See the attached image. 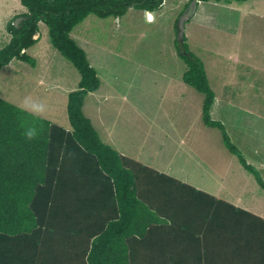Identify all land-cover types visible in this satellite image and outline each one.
<instances>
[{
  "label": "trees",
  "instance_id": "1",
  "mask_svg": "<svg viewBox=\"0 0 264 264\" xmlns=\"http://www.w3.org/2000/svg\"><path fill=\"white\" fill-rule=\"evenodd\" d=\"M19 1L26 12L17 26L7 24L0 70L12 59L32 62L26 50L39 40L41 22L80 79L66 97L68 127L0 98V264H178L180 256L179 264H264L263 217L122 155L83 113L100 79L71 31L90 14L154 11L165 0ZM185 1L184 10L192 1L231 0ZM180 54L183 82L204 96V125L221 131L226 148L264 191L259 173L211 119L215 93L203 62L186 49ZM169 227L182 241L167 246ZM236 233L251 237L241 241Z\"/></svg>",
  "mask_w": 264,
  "mask_h": 264
},
{
  "label": "rangeland",
  "instance_id": "2",
  "mask_svg": "<svg viewBox=\"0 0 264 264\" xmlns=\"http://www.w3.org/2000/svg\"><path fill=\"white\" fill-rule=\"evenodd\" d=\"M185 2L165 0L149 22L134 7L116 18L90 14L71 31L100 79L83 113L122 155L232 204L249 193L264 217V191L221 131L204 125V96L183 82L180 54L203 62L215 93L211 119L264 181V0L201 1L184 21L182 41ZM25 12L19 0H0V48L10 41L7 24L17 26ZM38 27L39 40L26 50L32 62L12 59L1 68L0 98L68 127L66 97L80 76L52 47L46 26Z\"/></svg>",
  "mask_w": 264,
  "mask_h": 264
},
{
  "label": "crops",
  "instance_id": "3",
  "mask_svg": "<svg viewBox=\"0 0 264 264\" xmlns=\"http://www.w3.org/2000/svg\"><path fill=\"white\" fill-rule=\"evenodd\" d=\"M143 15H144V18H145V20L147 21V22H149V21H153V20H155V18H154V14H152V16H151V19H149L148 17H147V12L146 11H143ZM171 82H175V81H171ZM178 84H179V82H177ZM180 85V84H179ZM118 95H119V92H116ZM120 96H123V94L121 95L120 94ZM131 158V157H130ZM135 160V159H134ZM137 161V160H136ZM262 164V167H264V163H261ZM212 195V194H211ZM216 197V196H215ZM248 197H250L249 196V193H247V198H246V200H239L238 201V203H234V205L235 206H238V207H241V208H243V209H248V210H250L251 212H253L254 214H259V216H261V217H263V212L262 211H259V212H255V211H253V209H252V204H251V199H249ZM217 198H219V197H217ZM219 199H222V198H219ZM222 200H224V199H222ZM224 201H226V200H224ZM229 202V201H228ZM261 214V215H260ZM264 218V217H263ZM166 230H167V236H166V238H165V242H166V244H167V246H168V244L169 243H171V245L174 243V242H179V241H182V239L180 238V237H178L177 236V234H175L174 233V229H171L170 227L169 228H166ZM175 230H176V228H175ZM247 232V231H246ZM262 233V232H261ZM249 236L251 237V235H250V233H244L243 235L242 234H237L236 233V237H242V240L241 241H245V239L246 238H249ZM264 236V234H261V236H260V238L261 237H263ZM259 237V236H258ZM235 238V237H234ZM257 239V238H256ZM255 239V240H256ZM189 240H191V239H189ZM215 240V238H214V234H213V241ZM255 240L253 241V240H251V243L252 242H255ZM155 245V244H154ZM178 253V252H177ZM174 256V255H173ZM181 257L182 256H180V257H178L177 258V263L179 264L182 260H181ZM171 264H173V262L171 263ZM185 264H187V262L185 263Z\"/></svg>",
  "mask_w": 264,
  "mask_h": 264
},
{
  "label": "water",
  "instance_id": "4",
  "mask_svg": "<svg viewBox=\"0 0 264 264\" xmlns=\"http://www.w3.org/2000/svg\"><path fill=\"white\" fill-rule=\"evenodd\" d=\"M195 7H196V2L192 1L190 3L189 8L180 17L179 26H178V38H182L183 37V32H184L183 24H184V21L193 14V12L195 10ZM16 24H17V22H16Z\"/></svg>",
  "mask_w": 264,
  "mask_h": 264
},
{
  "label": "clouds",
  "instance_id": "5",
  "mask_svg": "<svg viewBox=\"0 0 264 264\" xmlns=\"http://www.w3.org/2000/svg\"><path fill=\"white\" fill-rule=\"evenodd\" d=\"M189 6H190V5H189ZM129 8H131V7H129ZM188 8H189V7H188ZM188 8H187V9H188ZM187 9H186V10H187ZM186 10H184L183 12H185ZM141 11H146V10H141ZM146 12H147L148 15L151 14L150 11H146ZM151 16H152V15H151ZM147 17H148V16H147ZM148 18H149V17H148ZM183 33H184V32H183ZM178 39H179V40H182L183 37H182V38H178Z\"/></svg>",
  "mask_w": 264,
  "mask_h": 264
},
{
  "label": "bare ground",
  "instance_id": "6",
  "mask_svg": "<svg viewBox=\"0 0 264 264\" xmlns=\"http://www.w3.org/2000/svg\"><path fill=\"white\" fill-rule=\"evenodd\" d=\"M149 19H151V15H148Z\"/></svg>",
  "mask_w": 264,
  "mask_h": 264
}]
</instances>
